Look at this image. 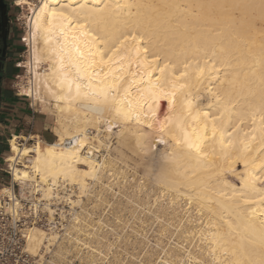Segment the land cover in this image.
<instances>
[{
    "label": "bare ground",
    "instance_id": "bare-ground-1",
    "mask_svg": "<svg viewBox=\"0 0 264 264\" xmlns=\"http://www.w3.org/2000/svg\"><path fill=\"white\" fill-rule=\"evenodd\" d=\"M18 6L32 12L26 41L33 85L26 94L34 105L52 107L58 138L28 147L19 140L31 136L10 139L6 162L22 200L40 194L51 216L53 200L72 207L91 195L101 200L110 192L104 179L120 175L116 159L100 155L115 141L139 155L131 178L121 177L117 191L127 203L118 201L115 215L129 211L139 226L151 224L162 250L148 242L155 264H264V0H18ZM125 176L134 183L127 186ZM4 197L14 201L16 215L20 203L11 188L0 191V202ZM86 211L73 214L69 229L92 237L63 240L87 249L82 264L125 263L114 244L95 235L98 225L78 222L90 216ZM60 239L35 226L28 248L43 259L41 252L58 244L61 259ZM135 240L141 247L145 239Z\"/></svg>",
    "mask_w": 264,
    "mask_h": 264
},
{
    "label": "rangeland",
    "instance_id": "rangeland-1",
    "mask_svg": "<svg viewBox=\"0 0 264 264\" xmlns=\"http://www.w3.org/2000/svg\"><path fill=\"white\" fill-rule=\"evenodd\" d=\"M38 3V2H37ZM12 14H13V16H12V26H13V28H14V40H13V43H14V62H15V68H14V70L15 71H13V74H12V78H11V80H10V82L8 83V85L13 89V91L16 93V94H19V96H21L20 98H22L26 103H28V105H29V107L35 112V114L36 115H40V116H48L51 120V129H52V132L55 134V131H54V129H55V127H56V116H55V114H54V112L51 110L52 109V107L50 108V109H44V108H42L39 104H35L34 105V102H33V98L30 96V95H28V94H26L27 92H26V90L30 87V85L32 86L33 85V81H32V76H33V74H32V72H31V70H32V65H33V62H32V50H31V47L29 46V44H28V42L26 41V39H27V37H28V34H29V31H30V29H29V27H28V22L30 21V19H31V17H32V12L29 10V7H23V6H18V0H14V3L12 4ZM17 65H19V68L17 67ZM32 81V82H31ZM27 87V88H26ZM24 89V90H23ZM29 90H30V88H29ZM91 132H94V129H91ZM94 134H97L96 132H94ZM27 137H29V136H27ZM26 137V138H27ZM12 138V137H11ZM11 138H9V139H11ZM33 140H34V143L33 142H31L29 145H25V147H28V146H31V145H34L35 143H36V139H41L40 137H35V136H32L31 137ZM41 140H43V139H41ZM58 140V138L57 137H55V140L53 141V142H56ZM43 141H45V140H43ZM46 142V141H45ZM53 142H51V143H53ZM49 143V142H48ZM95 145H97L98 143L96 142V141H94L93 142ZM6 145H7V149H8V151H9V154L7 155V158L9 157V156H11L12 155V152L10 151V144L9 143H6ZM22 147V146H21ZM24 147V146H23ZM116 148V149H115ZM110 149V150H109ZM128 148H122L121 149V147H119V145H118V143L116 144V142L115 141H112V144H110L109 145V148L108 149H106V148H103V149H101V153H100V155H110V156H112L114 159H116V163H117V169H118V173H120V175L119 174H117V175H119V177L118 176H114V177H116V178H114V177H110V178H105L104 179V183H105V187H107V189H108V191H110V192H106L105 194H104V197L101 199V200H98V198L97 199H95V197H94V195H91V196H89V198L88 197H83L82 198V202L80 203V205H78V206H75V205H73V207H72V205L71 204H69L70 203V201H66V199L65 200H60L59 201V203H58V205H59V210L61 211V212H59L58 211V213L60 214V217H61V220L63 221V226L65 227V229L67 230V233H68V235H67V233H66V235H64V236H61V239L59 240L60 242L59 243H61V241L64 243L63 244V247H62V249H64V250H62L63 252H66V253H64V255H62L61 256V259H59V258H57V251H56V249L58 248V244L55 246V250H54V253H55V255H54V258H55V256H56V260H55V262H56V264H82L81 263V259L82 258H84V255L86 254V250L87 249H83V248H85V247H83V248H78V247H74V246H76V245H71L70 243H72V242H74V241H72V242H68V240L66 239V240H63L65 237L66 238H68V237H70V238H75V237H80V239H86V238H90V237H92V236H90V237H87V235H84L85 233H79V234H77V233H75V234H73L74 232H72V231H70L71 229H69V228H72V226H74L75 225V223L76 222H74L75 221V219H74V217H73V214L74 213H79L80 215L83 213V214H85L87 211L86 210H90V211H88V213H90L89 215L91 216H89L88 218H86V220H85V222H83L82 220H81V218L79 219V221L78 222H82V223H84V224H82V226L84 225V226H88L89 228L92 226L93 227V225H94V228L96 227V232L94 231V233H95V235L96 236H100V240H102V238H103V242H105V243H112V244H114L115 246H114V249H113V252H115V254L117 255L118 254V251H119V254L120 255H118V258H120V260H122V261H124L125 259V263L123 262V264H132V261H133V264H140V263H144V264H149V263H151V262H153L154 260V262L153 263H151V264H155L156 262H157V257L158 256H156L155 255V257H151V255H150V253H151V250H150V248H149V246L147 247V244H148V242L150 241V244L152 245V248H158V247H155V243H153L155 240H153L154 239V236H156L157 238L159 237L158 236V234L156 233V232H154L153 231V229L151 228L152 226H144V228L143 227H141V226H139V224H138V222H136L137 220L135 219V218H133V216L131 215V213L129 214L127 211H125L124 213H122V217H124V218H122V219H117L116 217H117V215H115V208H117V203H118V201L120 202H126L127 203V200H126V198H124L123 199V196L120 194V187L121 188H123V186H122V183L120 182L121 181V177H123L124 175H127L129 178H131V175L134 173V171H135V167H137V166H135V163H136V165L137 164H139V155L138 154H136V152H133V150L130 152V149H128ZM117 150V151H116ZM129 151V152H128ZM122 152V153H121ZM133 152V153H132ZM107 153V154H106ZM120 154V155H119ZM126 154V155H125ZM127 154H128V156H127ZM136 154V155H135ZM123 156V157H122ZM136 156V157H135ZM130 157V158H129ZM119 158V159H118ZM127 158H128V160H127ZM133 158V159H132ZM126 159V160H125ZM119 162H118V161ZM132 160H133V162H132ZM135 160V161H134ZM138 160V161H137ZM125 161V162H124ZM126 161H128L127 162V164H126ZM131 161V162H130ZM135 162V163H134ZM138 162V163H137ZM125 165H124V164ZM1 165H2V168L4 167V161L1 163ZM121 165V166H120ZM127 166V167H126ZM125 167V168H124ZM132 167V168H131ZM129 168V169H128ZM131 168V169H130ZM134 168V169H133ZM237 169L238 170H241L242 169V167H237ZM121 170V171H120ZM128 170H129V173H128ZM133 170V172H131V171ZM125 173V172H127L126 174H121V173ZM130 172H131V174H130ZM127 176H125L126 177V181L125 182H127L126 183V185L128 186V185H130V184H133L134 183V181L132 182V180L133 179H129ZM228 177V176H227ZM230 177V179L228 178H226L227 180H233V182H235V183H237V184H239L238 183V180L235 178V177H233L232 178V176H229ZM5 180L7 181V185L5 184L4 186L5 187H8V183H9V181H10V177H8V176H6L5 175ZM112 178V179H111ZM108 179H109V182H108ZM116 179H118V180H116ZM127 179H129L128 181H127ZM112 180V181H111ZM124 179H122V181H123ZM237 180V181H236ZM116 181H119V183L118 182H116ZM111 182H114V183H111ZM132 182V183H131ZM117 183V184H116ZM111 188H108V186ZM111 185H113V186H111ZM117 185H118V187H117ZM2 187V186H1ZM5 187H2L1 189H0V191L1 190H3ZM98 187V188H97ZM96 187V191H99V190H101V188H105V187H103V186H97ZM101 187V188H100ZM68 189H71L70 187H68ZM145 189V188H144ZM93 190H95V189H93ZM117 190H119V191H117ZM145 190H147V189H145ZM113 192H115L116 193V195H115V193H113ZM107 193H109V194H107ZM114 194V195H113ZM118 194H119V196H118ZM20 195H21V193H20ZM142 195V194H141ZM141 195H140V197H141ZM106 196V197H105ZM121 196V197H120ZM91 197V198H90ZM94 197V198H93ZM113 197H116V198H113ZM143 197V198H142ZM141 197V199H145V197L146 196H144V194H143V196ZM108 198V199H107ZM77 198L75 197V196H71V200L72 201H75ZM92 199V200H91ZM105 199V200H104ZM119 199V200H118ZM98 202H97V201ZM124 200V201H123ZM89 201V202H88ZM86 202V203H85ZM124 202V204H126ZM88 203V204H87ZM97 203H99V204H97ZM105 203V204H104ZM83 204V205H82ZM94 206V208H93V210L91 209L92 208V205ZM110 204V205H109ZM87 205V206H86ZM91 205V206H90ZM95 205H99V206H97V208H95ZM111 206V207H109V206ZM129 205H131V204H129ZM136 206V205H135ZM91 207V208H90ZM126 208V210H129L128 209V207L126 206L125 207ZM63 210V211H62ZM94 211V213L92 212V211ZM10 211V210H9ZM76 211V212H75ZM81 212V213H80ZM63 213V214H62ZM72 213V214H71ZM78 214V215H79ZM118 214V213H117ZM130 215V216H132V218L131 217H128V215ZM93 215V216H92ZM115 215V216H114ZM125 215H126V217H125ZM124 220V221H123ZM127 220V221H126ZM134 220V221H133ZM122 221V222H121ZM133 221V222H132ZM101 222V223H100ZM120 222V223H119ZM119 223V224H118ZM127 223V224H126ZM134 223V224H133ZM158 224H159V222H157ZM156 223V224H157ZM73 224V225H72ZM81 224V223H80ZM108 224V225H107ZM124 224V225H123ZM155 224V225H156ZM157 224V225H158ZM96 225V226H95ZM104 225V226H103ZM134 225V226H133ZM154 225V227L153 228H156L157 227V225L155 226ZM101 226V227H100ZM103 226V227H102ZM110 226V227H109ZM121 226V227H120ZM88 227H86V228H88ZM110 229H109V228ZM127 227V228H126ZM133 228V229H131V228ZM140 227V228H139ZM120 228V229H119ZM138 228V229H137ZM141 228H143V229H141ZM147 228V229H146ZM69 229V230H68ZM99 229V230H98ZM119 229V230H118ZM142 231H141V230ZM152 229V230H151ZM105 230V231H104ZM144 231V232H143ZM121 232V233H120ZM146 232V233H145ZM72 233V234H71ZM144 233V234H143ZM155 235H154V234ZM71 234V235H70ZM77 234V235H76ZM76 235V236H75ZM83 235V236H82ZM94 235V236H95ZM154 235V236H153ZM73 236H75V237H73ZM102 236V237H101ZM142 236V237H141ZM147 236V237H146ZM63 237V238H62ZM83 237V238H82ZM105 237V238H104ZM113 237V238H112ZM139 237V238H138ZM143 237H145V238H143ZM94 238V237H93ZM138 239V240H140L141 242L145 239H147L146 241L144 240L142 243H143V245L141 244L140 246L141 247H139V244H136V240L135 239ZM76 239V238H75ZM66 241H67V243H69L68 245H67V247H66ZM135 242V243H134ZM66 243V244H65ZM73 244V243H72ZM135 244L138 246H135ZM154 244V245H153ZM94 245H96V243L94 244ZM128 245V246H127ZM143 246H144V249L142 250V248H143ZM69 247V248H68ZM146 247V248H145ZM66 248H68V250H66ZM80 249H82V251L80 250ZM119 249V250H118ZM140 249V250H139ZM147 249V250H146ZM58 250V249H57ZM129 250H130V252H129ZM159 250H161V248H158L157 249V251L158 252H160ZM81 251V252H80ZM136 251H138L137 253H136ZM143 251V252H142ZM145 251V252H144ZM147 251V252H146ZM150 251V252H149ZM128 252V253H127ZM133 252V253H132ZM140 252V253H139ZM141 252H142V255H141ZM149 252V253H148ZM161 252H162V250H161ZM160 252V253H161ZM82 253V254H81ZM148 255H150L149 257L147 256V254ZM159 253V254H160ZM114 254V255H115ZM110 255V256H109ZM109 255H107L108 256V259L111 257V259H112V255H113V253H111V254H109ZM141 255V256H140ZM83 256V257H82ZM120 256V257H119ZM161 256H163V255H161ZM82 257V258H81ZM141 257V258H140ZM144 257V258H143ZM146 257V258H145ZM140 258V259H139ZM150 258V259H149ZM155 258V259H154ZM111 259L109 260V261H111ZM134 259V260H133ZM135 259H136V261H135ZM144 259V260H143ZM146 259H148V261L146 260ZM151 259H153V260H151ZM151 260V261H150ZM129 261L131 262V263H129ZM139 261V262H138ZM99 263V262H98ZM100 264V263H99ZM111 264V263H110Z\"/></svg>",
    "mask_w": 264,
    "mask_h": 264
},
{
    "label": "built area",
    "instance_id": "built-area-1",
    "mask_svg": "<svg viewBox=\"0 0 264 264\" xmlns=\"http://www.w3.org/2000/svg\"><path fill=\"white\" fill-rule=\"evenodd\" d=\"M17 67L19 68V65ZM17 95L19 96V94ZM31 142L34 143L33 140L21 139L19 145L25 146ZM66 144L70 145V141H67ZM6 161L7 159L4 160V167L1 168V172L11 178L8 187L12 189L14 200H18L20 208L18 213L14 215L12 211H9L14 204L10 197H4L0 202V264H56L55 246L50 247L51 250L48 252L43 250L41 252L43 259H41L30 253L28 242L31 229L35 226L48 233L57 231L60 236L66 235L67 230L58 213V211L61 212L58 205L59 201L53 200L49 206L53 211L51 216L46 210L45 201L42 200L40 194L36 195L32 202L22 200L20 186L13 183L12 163ZM17 166L21 167L22 163H17Z\"/></svg>",
    "mask_w": 264,
    "mask_h": 264
},
{
    "label": "crops",
    "instance_id": "crops-1",
    "mask_svg": "<svg viewBox=\"0 0 264 264\" xmlns=\"http://www.w3.org/2000/svg\"><path fill=\"white\" fill-rule=\"evenodd\" d=\"M15 71V70H13ZM13 74V73H12ZM0 104V186L7 181L1 172V163L7 159L9 151L6 143L13 136H35L46 142H53L56 135L51 129V119L48 116L36 115L22 98L9 85L2 89Z\"/></svg>",
    "mask_w": 264,
    "mask_h": 264
},
{
    "label": "flooded vegetation",
    "instance_id": "flooded-vegetation-1",
    "mask_svg": "<svg viewBox=\"0 0 264 264\" xmlns=\"http://www.w3.org/2000/svg\"><path fill=\"white\" fill-rule=\"evenodd\" d=\"M14 0H0V72L1 93L5 85H8L15 68L14 62V28L12 26V4ZM2 63V65H1ZM2 96V94H1Z\"/></svg>",
    "mask_w": 264,
    "mask_h": 264
},
{
    "label": "water",
    "instance_id": "water-1",
    "mask_svg": "<svg viewBox=\"0 0 264 264\" xmlns=\"http://www.w3.org/2000/svg\"><path fill=\"white\" fill-rule=\"evenodd\" d=\"M1 65H2V63H1ZM0 72H2V69L0 68ZM1 80H2V77L0 76V84H1ZM1 86H0V104H1Z\"/></svg>",
    "mask_w": 264,
    "mask_h": 264
},
{
    "label": "trees",
    "instance_id": "trees-1",
    "mask_svg": "<svg viewBox=\"0 0 264 264\" xmlns=\"http://www.w3.org/2000/svg\"><path fill=\"white\" fill-rule=\"evenodd\" d=\"M3 187V186H2ZM1 186H0V189L2 188Z\"/></svg>",
    "mask_w": 264,
    "mask_h": 264
}]
</instances>
